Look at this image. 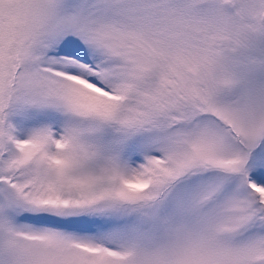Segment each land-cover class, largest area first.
Masks as SVG:
<instances>
[{
    "label": "snow or ice",
    "instance_id": "6c2138e0",
    "mask_svg": "<svg viewBox=\"0 0 264 264\" xmlns=\"http://www.w3.org/2000/svg\"><path fill=\"white\" fill-rule=\"evenodd\" d=\"M0 264H264V0H0Z\"/></svg>",
    "mask_w": 264,
    "mask_h": 264
}]
</instances>
